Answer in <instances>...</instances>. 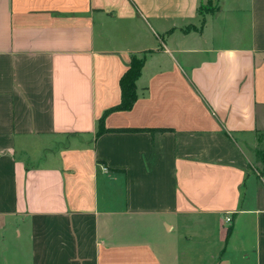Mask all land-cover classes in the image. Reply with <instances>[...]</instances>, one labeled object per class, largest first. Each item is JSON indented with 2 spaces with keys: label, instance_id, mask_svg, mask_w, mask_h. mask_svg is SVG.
Instances as JSON below:
<instances>
[{
  "label": "crops",
  "instance_id": "0c3cea01",
  "mask_svg": "<svg viewBox=\"0 0 264 264\" xmlns=\"http://www.w3.org/2000/svg\"><path fill=\"white\" fill-rule=\"evenodd\" d=\"M259 134L264 0H0V264H264Z\"/></svg>",
  "mask_w": 264,
  "mask_h": 264
},
{
  "label": "trees",
  "instance_id": "16d2710c",
  "mask_svg": "<svg viewBox=\"0 0 264 264\" xmlns=\"http://www.w3.org/2000/svg\"><path fill=\"white\" fill-rule=\"evenodd\" d=\"M206 6L201 5L199 8V15L202 18H205L207 14L213 13L216 10L212 11L208 8H205ZM205 20L203 19L202 26L204 25ZM194 28H187L186 31H190ZM195 30L200 31V29L195 28ZM146 56L143 55V57L139 56H132L131 62L129 65L128 70L125 72L123 77L120 81V88H121V103L117 106L109 110L104 114V116L99 121V132L97 136L102 135L106 129L104 128V120L107 117V115L113 111H130L133 109L137 99V80L140 78L142 74L143 67L145 65ZM147 131H153V130H147ZM264 136V134H263ZM256 161L261 162L264 164V152L257 153Z\"/></svg>",
  "mask_w": 264,
  "mask_h": 264
},
{
  "label": "rangeland",
  "instance_id": "374dc122",
  "mask_svg": "<svg viewBox=\"0 0 264 264\" xmlns=\"http://www.w3.org/2000/svg\"><path fill=\"white\" fill-rule=\"evenodd\" d=\"M203 5L206 6L205 8H208L212 11L217 9L213 1H210L207 4H203ZM41 147L37 144V146H35V148L33 149V154L38 155ZM262 152H264V136L263 134H259L256 138V146L254 148V164L256 163L257 153H262Z\"/></svg>",
  "mask_w": 264,
  "mask_h": 264
},
{
  "label": "built area",
  "instance_id": "2783aa9c",
  "mask_svg": "<svg viewBox=\"0 0 264 264\" xmlns=\"http://www.w3.org/2000/svg\"><path fill=\"white\" fill-rule=\"evenodd\" d=\"M231 221H232V218H231L230 215H228V216L226 217V222H227V223H230Z\"/></svg>",
  "mask_w": 264,
  "mask_h": 264
}]
</instances>
